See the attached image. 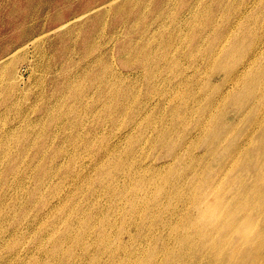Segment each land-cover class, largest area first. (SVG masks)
Returning <instances> with one entry per match:
<instances>
[{
	"label": "rangeland",
	"instance_id": "374dc122",
	"mask_svg": "<svg viewBox=\"0 0 264 264\" xmlns=\"http://www.w3.org/2000/svg\"><path fill=\"white\" fill-rule=\"evenodd\" d=\"M260 136L264 0H0V264H210Z\"/></svg>",
	"mask_w": 264,
	"mask_h": 264
},
{
	"label": "bare ground",
	"instance_id": "6f19581e",
	"mask_svg": "<svg viewBox=\"0 0 264 264\" xmlns=\"http://www.w3.org/2000/svg\"><path fill=\"white\" fill-rule=\"evenodd\" d=\"M53 7H54V5H53ZM19 9L20 8L18 7L17 9L14 10V12H16V14L19 13V14H17V18L25 21V16L27 18V15L26 14L23 15L19 11ZM54 10H56V9H54ZM14 12H12L13 13L12 16L8 17L6 25H7V29L9 30V32H11V34H14L15 37H17L16 35L19 32H23L24 30H22V31L20 30L21 29L20 24L15 25L16 22L19 21V19L17 21H15ZM72 13H74V12H72ZM73 16H75V15H73ZM60 19H61V17H60ZM57 20H59V19L57 18ZM63 21H64V19L57 21L56 24L61 23ZM22 42H23V44L26 43L25 41H22ZM5 54H7V53L3 52V55H5ZM246 77L249 79V83L250 82H257L256 79H254L253 77H251L249 75ZM257 137H256V139H257ZM258 142H259V151L261 152L262 150H264V137L262 138L260 136L258 138ZM258 163H261L262 165L264 164V153L262 155V158H260V157L256 158L254 165L256 166V165H258ZM249 197L250 198H241L240 200H238L236 202V204H238V206L234 204L232 206V210L230 212V214H232V215L236 214V212H238V211H242V212H245L247 214L246 218H245L246 219L245 220L246 224L244 226L245 229L244 230L241 229V231H235V234L237 237H235L234 239L237 241V244L240 243V246H238V247L233 246L232 247L233 249H230L228 247V244H230V245L233 244V242H231V239L226 240L223 236H221L220 238H224V240H221V242L219 243V247H218L216 253L214 254L213 261L210 264H264V223H259L257 225L258 221L254 220V215H252V214L248 215L249 209H245L247 206H249V208L251 207V208H253V210L255 209V210H258L260 213H264V187L262 188V190L259 193H255ZM249 200H250V203L248 204ZM240 206H242V209H240ZM255 214H257V212ZM218 217H220V215H218L217 218ZM225 223H226V227L223 228V231H225L227 228H229L231 226L230 221H229V223L228 222H225ZM236 224L234 225V228H235ZM237 227H239V226H237ZM237 230H240V229H237ZM250 237H252V238H250ZM251 239H255L254 245L250 244Z\"/></svg>",
	"mask_w": 264,
	"mask_h": 264
}]
</instances>
